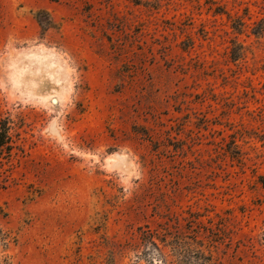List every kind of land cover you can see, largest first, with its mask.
Instances as JSON below:
<instances>
[{
    "label": "rangeland",
    "instance_id": "374dc122",
    "mask_svg": "<svg viewBox=\"0 0 264 264\" xmlns=\"http://www.w3.org/2000/svg\"><path fill=\"white\" fill-rule=\"evenodd\" d=\"M0 134V264H264V0H0Z\"/></svg>",
    "mask_w": 264,
    "mask_h": 264
},
{
    "label": "trees",
    "instance_id": "16d2710c",
    "mask_svg": "<svg viewBox=\"0 0 264 264\" xmlns=\"http://www.w3.org/2000/svg\"><path fill=\"white\" fill-rule=\"evenodd\" d=\"M5 135L0 134V151H2L3 149H5L6 146V142H5ZM7 138V137H6ZM8 149V148H7Z\"/></svg>",
    "mask_w": 264,
    "mask_h": 264
},
{
    "label": "clouds",
    "instance_id": "9594fccd",
    "mask_svg": "<svg viewBox=\"0 0 264 264\" xmlns=\"http://www.w3.org/2000/svg\"><path fill=\"white\" fill-rule=\"evenodd\" d=\"M18 50H19V49H18ZM21 55H22V57H23L24 59H28V56L26 55V53L22 52Z\"/></svg>",
    "mask_w": 264,
    "mask_h": 264
}]
</instances>
